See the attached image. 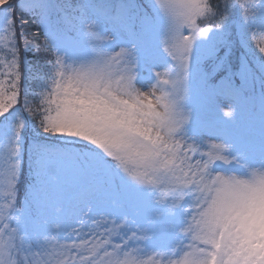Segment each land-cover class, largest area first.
Instances as JSON below:
<instances>
[{
    "label": "snow or ice",
    "instance_id": "6c2138e0",
    "mask_svg": "<svg viewBox=\"0 0 264 264\" xmlns=\"http://www.w3.org/2000/svg\"><path fill=\"white\" fill-rule=\"evenodd\" d=\"M0 264H264V0H0Z\"/></svg>",
    "mask_w": 264,
    "mask_h": 264
},
{
    "label": "rangeland",
    "instance_id": "374dc122",
    "mask_svg": "<svg viewBox=\"0 0 264 264\" xmlns=\"http://www.w3.org/2000/svg\"><path fill=\"white\" fill-rule=\"evenodd\" d=\"M224 103H226V101H223ZM208 115V118H213L214 117V113H212L211 111L209 113H207ZM26 167H27V158H25V170H26Z\"/></svg>",
    "mask_w": 264,
    "mask_h": 264
},
{
    "label": "trees",
    "instance_id": "16d2710c",
    "mask_svg": "<svg viewBox=\"0 0 264 264\" xmlns=\"http://www.w3.org/2000/svg\"><path fill=\"white\" fill-rule=\"evenodd\" d=\"M26 158V157H25Z\"/></svg>",
    "mask_w": 264,
    "mask_h": 264
}]
</instances>
